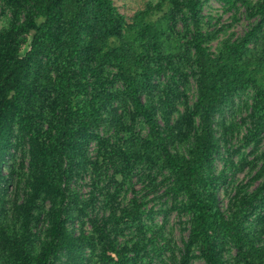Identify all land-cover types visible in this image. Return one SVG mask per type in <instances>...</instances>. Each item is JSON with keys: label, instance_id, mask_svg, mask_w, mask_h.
Masks as SVG:
<instances>
[{"label": "trees", "instance_id": "trees-1", "mask_svg": "<svg viewBox=\"0 0 264 264\" xmlns=\"http://www.w3.org/2000/svg\"><path fill=\"white\" fill-rule=\"evenodd\" d=\"M196 262L264 264V0H0V264Z\"/></svg>", "mask_w": 264, "mask_h": 264}, {"label": "rangeland", "instance_id": "rangeland-1", "mask_svg": "<svg viewBox=\"0 0 264 264\" xmlns=\"http://www.w3.org/2000/svg\"><path fill=\"white\" fill-rule=\"evenodd\" d=\"M157 0H116L117 5L121 11L127 16L134 15L137 11L144 9L150 2H156ZM207 16L212 17V26L217 28L220 26H228L233 23V28L230 32H235L241 35L247 26V22L243 18L242 14H235L234 11H226L223 5L213 2L206 9ZM245 174H240L239 178L244 179ZM195 264H204L203 262H196Z\"/></svg>", "mask_w": 264, "mask_h": 264}]
</instances>
